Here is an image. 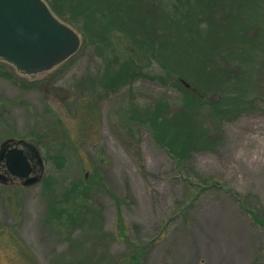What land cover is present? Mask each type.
Returning a JSON list of instances; mask_svg holds the SVG:
<instances>
[{
	"label": "rangeland",
	"instance_id": "1",
	"mask_svg": "<svg viewBox=\"0 0 264 264\" xmlns=\"http://www.w3.org/2000/svg\"><path fill=\"white\" fill-rule=\"evenodd\" d=\"M69 25L80 48L50 70L0 59V150L21 139L43 159L32 184L0 163V264H264V49L250 109L180 162L149 122L161 100L171 121L183 109L160 64L109 90L107 49Z\"/></svg>",
	"mask_w": 264,
	"mask_h": 264
},
{
	"label": "trees",
	"instance_id": "2",
	"mask_svg": "<svg viewBox=\"0 0 264 264\" xmlns=\"http://www.w3.org/2000/svg\"><path fill=\"white\" fill-rule=\"evenodd\" d=\"M45 1L88 42L107 49V89L150 76L146 62L160 64L157 79L182 92L183 109L171 121L161 100L149 122L178 161L213 146L221 122L250 109L254 68L264 49V0ZM122 48V61L108 56Z\"/></svg>",
	"mask_w": 264,
	"mask_h": 264
},
{
	"label": "water",
	"instance_id": "3",
	"mask_svg": "<svg viewBox=\"0 0 264 264\" xmlns=\"http://www.w3.org/2000/svg\"><path fill=\"white\" fill-rule=\"evenodd\" d=\"M81 45L80 34L56 16L45 0H0V59L19 72L35 77L72 56ZM8 170L26 178L33 166L22 148L13 147L5 156ZM37 176L26 184L35 183Z\"/></svg>",
	"mask_w": 264,
	"mask_h": 264
},
{
	"label": "flooded vegetation",
	"instance_id": "4",
	"mask_svg": "<svg viewBox=\"0 0 264 264\" xmlns=\"http://www.w3.org/2000/svg\"><path fill=\"white\" fill-rule=\"evenodd\" d=\"M6 141H8V143L4 146V154H3V156H5L6 153L10 149H12L13 147H16L17 146L19 148H23L24 151H25V153H26V155H27V157H28V159H29V161L31 162V164L33 166V171L31 172V175L34 174V172H35V160H37L38 157L40 158L39 153L37 151L34 152L31 149L32 148L31 145H29V144L25 145V142L23 140H21V139L9 138L8 140L3 141L1 145L3 146V143H5ZM40 160L43 161L42 158H40ZM5 161H6L5 160V157H3V159L0 161V163H3L4 164V167L6 168V172L9 175L13 176V177H16V178H19V179H23L21 177L15 176L12 173H10L9 170L7 169V166H6ZM2 177L5 179V177H7V175L6 174H2ZM23 180H25V179H23Z\"/></svg>",
	"mask_w": 264,
	"mask_h": 264
}]
</instances>
